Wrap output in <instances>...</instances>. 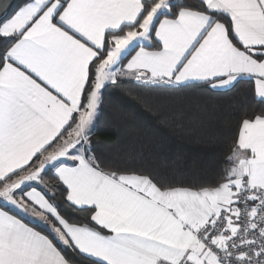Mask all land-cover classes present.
I'll return each instance as SVG.
<instances>
[{"label":"snow or ice","instance_id":"snow-or-ice-1","mask_svg":"<svg viewBox=\"0 0 264 264\" xmlns=\"http://www.w3.org/2000/svg\"><path fill=\"white\" fill-rule=\"evenodd\" d=\"M241 84L211 178L97 139L111 89ZM0 264H264V0H0Z\"/></svg>","mask_w":264,"mask_h":264},{"label":"trees","instance_id":"trees-1","mask_svg":"<svg viewBox=\"0 0 264 264\" xmlns=\"http://www.w3.org/2000/svg\"><path fill=\"white\" fill-rule=\"evenodd\" d=\"M133 91L143 96L142 103L129 105L124 88L105 92L97 133L101 146H111L110 154H142L145 162L188 179L211 178L218 170L220 153L235 131L236 112L250 95L247 84L214 95Z\"/></svg>","mask_w":264,"mask_h":264},{"label":"crops","instance_id":"crops-1","mask_svg":"<svg viewBox=\"0 0 264 264\" xmlns=\"http://www.w3.org/2000/svg\"><path fill=\"white\" fill-rule=\"evenodd\" d=\"M24 219H25V222H28L27 220H30V218L29 217H24ZM33 224H35V223H33ZM30 226H33L32 224H30Z\"/></svg>","mask_w":264,"mask_h":264},{"label":"water","instance_id":"water-1","mask_svg":"<svg viewBox=\"0 0 264 264\" xmlns=\"http://www.w3.org/2000/svg\"><path fill=\"white\" fill-rule=\"evenodd\" d=\"M11 3L15 4V0H11Z\"/></svg>","mask_w":264,"mask_h":264}]
</instances>
